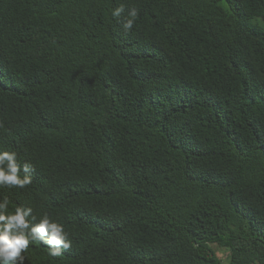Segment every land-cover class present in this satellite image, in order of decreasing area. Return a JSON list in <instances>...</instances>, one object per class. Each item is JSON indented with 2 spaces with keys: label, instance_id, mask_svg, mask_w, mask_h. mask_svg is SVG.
<instances>
[{
  "label": "trees",
  "instance_id": "1",
  "mask_svg": "<svg viewBox=\"0 0 264 264\" xmlns=\"http://www.w3.org/2000/svg\"><path fill=\"white\" fill-rule=\"evenodd\" d=\"M0 151L25 264H264V0H0Z\"/></svg>",
  "mask_w": 264,
  "mask_h": 264
},
{
  "label": "clouds",
  "instance_id": "2",
  "mask_svg": "<svg viewBox=\"0 0 264 264\" xmlns=\"http://www.w3.org/2000/svg\"><path fill=\"white\" fill-rule=\"evenodd\" d=\"M125 11L124 6L113 10L114 17H120ZM135 10L129 13V17L123 25L125 31L131 30L136 19ZM33 171L29 163L19 164L17 153L12 151H0V187L24 188L29 185L31 177L27 173ZM21 172L24 175H21ZM31 207L17 205L13 211H9V199L0 198V264H25V255L30 244L41 243L48 247V254L52 257H60L62 249L71 247L72 241L64 226L54 222L45 213L36 221Z\"/></svg>",
  "mask_w": 264,
  "mask_h": 264
},
{
  "label": "rangeland",
  "instance_id": "3",
  "mask_svg": "<svg viewBox=\"0 0 264 264\" xmlns=\"http://www.w3.org/2000/svg\"><path fill=\"white\" fill-rule=\"evenodd\" d=\"M214 248L217 250L218 256L221 259H223L224 261H226L229 253L227 251H225L224 249H221V248H219L217 246H214Z\"/></svg>",
  "mask_w": 264,
  "mask_h": 264
}]
</instances>
